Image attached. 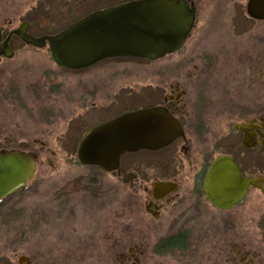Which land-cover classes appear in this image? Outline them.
<instances>
[{"label":"flooded vegetation","instance_id":"obj_1","mask_svg":"<svg viewBox=\"0 0 264 264\" xmlns=\"http://www.w3.org/2000/svg\"><path fill=\"white\" fill-rule=\"evenodd\" d=\"M188 1L197 12L195 25L183 46L169 55L183 50L184 54L180 60L167 61L155 71L156 77L148 88L153 99L147 104L138 103V96L142 94L139 83L127 84L120 77L81 76L80 69L63 67L54 60L48 41L42 47L35 46L14 33L24 23H27V33L33 37L58 31L37 33L27 20L12 28L13 20L2 17L0 151L20 150L27 147L22 143L28 146L31 143L24 152L35 157L37 172L34 144L43 149L75 148L78 163L92 167L97 171L96 176L103 174L128 186L137 203L135 223L140 232L133 245L127 250L122 248L119 264H143L154 256L166 258L170 261L168 264H193L195 260L201 261L200 264H264V203L260 202L264 199V18L245 11L219 19L229 35L217 38L221 43L211 48L206 45L209 39L206 34L197 31L200 0ZM27 48L48 49L55 66L50 60L47 66L52 70L46 76L48 70L32 80L14 76L16 67L12 61ZM119 58L123 57L114 59L121 64ZM223 69L240 70L236 76L242 79L241 84L247 87L250 98L230 108L228 122L209 125L207 117L214 100L208 91L217 85ZM62 70L74 75L65 81L56 76ZM168 71L175 74L164 76ZM147 107L166 108L181 123L182 131L170 143L158 149L125 152L120 156L118 167L111 171L79 161L78 148L87 134L126 113ZM15 129L21 133L17 145L14 144ZM31 129L39 136L29 138ZM140 152L150 155L143 160ZM220 155L231 156L242 176L258 183L251 184L245 197L229 210L215 206L205 191L206 174ZM38 175L35 173L25 187L34 184ZM77 179L71 178L65 185L71 184L73 188L64 185L57 199L68 200L74 193L86 192L74 188ZM158 182L169 183L170 188L154 187ZM251 197L252 204L244 208L261 213L253 223L252 236L239 232L238 219L230 215ZM66 200L60 203L64 205ZM215 237L217 240L213 242ZM21 257L27 259L23 264H35L32 257L23 253L10 264H18Z\"/></svg>","mask_w":264,"mask_h":264},{"label":"rangeland","instance_id":"obj_2","mask_svg":"<svg viewBox=\"0 0 264 264\" xmlns=\"http://www.w3.org/2000/svg\"><path fill=\"white\" fill-rule=\"evenodd\" d=\"M124 1L128 0H0V21L2 17L9 16L13 20V28L27 20L32 23L30 28L33 31L49 33L59 31L91 11ZM246 2L247 0H200L197 31L201 30L209 38L206 41L207 47L218 45L221 43L218 40L229 35V30L219 24V19L245 12ZM183 54L184 50L155 60L136 57L117 59L123 64H118L114 58H106L80 69L79 75L120 77L127 84L139 83L142 94L138 96V103L147 104L152 98L148 88L156 77L155 71L164 67L167 61L180 60ZM12 62L16 67L14 76L30 80L48 70L45 72L46 76L52 70L47 66L49 62L55 66L47 48L34 51L27 48ZM62 71L56 72V76L65 81L74 75ZM115 71L118 72L113 75ZM239 71L223 69L217 85L208 91L214 100L207 117L209 125L223 124L230 120V108L236 102L243 103L250 98L247 87L241 84L242 79L239 75L236 76ZM174 74L168 71L164 76ZM5 77L6 75H2V78ZM28 135L33 138L38 137L39 133L31 129ZM20 136L21 133L15 129V145ZM22 144L27 146L20 149L23 151H27L32 145ZM32 150L38 157L36 173L39 175L35 177L36 182L0 202V264L15 262L20 253L32 257L35 264H119L122 248L127 250L129 245H133L140 232L135 223L137 203L131 189L103 174L96 176L97 171L92 167L78 163L75 148L43 149L34 144ZM149 155L148 152L139 153L143 160ZM71 178H78V184L74 188L85 189L87 193H74L68 200L63 197L61 200H66L67 203L62 205L56 195L65 186L73 188L71 184L65 185ZM252 201L251 197L230 214L238 219V231L250 236L255 232L252 227L254 221L261 215L244 208L252 204ZM260 202L264 203V199ZM214 240L217 237L213 238V242ZM168 263L169 260L160 256L143 262ZM192 263L200 264L201 261L195 260Z\"/></svg>","mask_w":264,"mask_h":264},{"label":"water","instance_id":"obj_3","mask_svg":"<svg viewBox=\"0 0 264 264\" xmlns=\"http://www.w3.org/2000/svg\"><path fill=\"white\" fill-rule=\"evenodd\" d=\"M246 11L264 18V0H248ZM196 17V9L188 0H130L95 10L55 34L33 37L27 33V23L14 33L35 46L42 47L48 41L58 64L80 69L112 57L155 60L171 54L183 46ZM181 131V123L166 108H142L87 134L78 148V159L111 171L118 167L123 153L161 148ZM35 171L36 159L31 153L0 151V200L20 191ZM251 184L258 185L242 176L231 156L220 155L206 174L205 191L215 206L229 210L245 197ZM154 187L170 185L158 182ZM23 260L26 257L18 264Z\"/></svg>","mask_w":264,"mask_h":264}]
</instances>
